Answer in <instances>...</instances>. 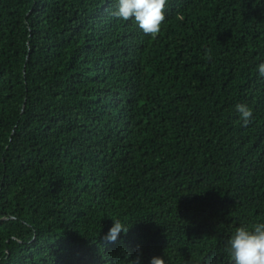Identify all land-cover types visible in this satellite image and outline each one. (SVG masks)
<instances>
[{"label":"trees","instance_id":"trees-1","mask_svg":"<svg viewBox=\"0 0 264 264\" xmlns=\"http://www.w3.org/2000/svg\"><path fill=\"white\" fill-rule=\"evenodd\" d=\"M117 4L0 0V264H231L264 223V0H167L155 39Z\"/></svg>","mask_w":264,"mask_h":264},{"label":"clouds","instance_id":"clouds-1","mask_svg":"<svg viewBox=\"0 0 264 264\" xmlns=\"http://www.w3.org/2000/svg\"><path fill=\"white\" fill-rule=\"evenodd\" d=\"M166 3L167 0H118L116 10L111 15L123 21L134 19L145 35L155 39L165 21ZM208 58L210 59V54ZM258 73L264 77V63L258 65ZM236 110L240 114L243 126L246 127L253 117L252 110L245 104H237ZM122 231L127 233L128 228L119 220H114L113 226L103 239L115 242ZM227 251L231 264H264V223H258L252 229L237 228L228 241ZM131 264H140L139 256L131 260ZM150 264H165V260L161 257H152Z\"/></svg>","mask_w":264,"mask_h":264}]
</instances>
